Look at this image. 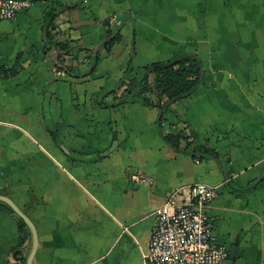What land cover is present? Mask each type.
<instances>
[{
	"label": "crops",
	"instance_id": "0c3cea01",
	"mask_svg": "<svg viewBox=\"0 0 264 264\" xmlns=\"http://www.w3.org/2000/svg\"><path fill=\"white\" fill-rule=\"evenodd\" d=\"M31 1L0 21V195L37 237L0 199V264H151L153 210L196 182L233 264H264V0ZM182 55L202 76L160 125L139 82Z\"/></svg>",
	"mask_w": 264,
	"mask_h": 264
},
{
	"label": "built area",
	"instance_id": "2783aa9c",
	"mask_svg": "<svg viewBox=\"0 0 264 264\" xmlns=\"http://www.w3.org/2000/svg\"><path fill=\"white\" fill-rule=\"evenodd\" d=\"M33 6L31 0H0V21L14 20ZM215 187L196 182L173 190L152 214L146 262L151 264H229L230 248L216 233L208 209Z\"/></svg>",
	"mask_w": 264,
	"mask_h": 264
},
{
	"label": "trees",
	"instance_id": "16d2710c",
	"mask_svg": "<svg viewBox=\"0 0 264 264\" xmlns=\"http://www.w3.org/2000/svg\"><path fill=\"white\" fill-rule=\"evenodd\" d=\"M59 11H52L48 16V27L54 25L56 17L59 15ZM48 29V28H47ZM47 36H50V31L47 30ZM120 39L119 33H109V38L105 42L107 48L112 47ZM68 44H61V48H67ZM12 72L11 75H14ZM154 75L153 82H149L150 75ZM202 76V65L200 60L196 56L182 55L172 58L167 61H156L145 66V72L140 80L142 86L141 93H152L157 97V107L161 109L160 125L163 120L164 108L169 103L177 101L179 99L188 97L198 86ZM166 98L165 103L161 102ZM146 101L149 103H155L151 97H146ZM185 136L182 132L178 134H167L165 140L173 147H179ZM20 244H23L29 237L30 232L26 230V222L20 219Z\"/></svg>",
	"mask_w": 264,
	"mask_h": 264
},
{
	"label": "water",
	"instance_id": "95a60500",
	"mask_svg": "<svg viewBox=\"0 0 264 264\" xmlns=\"http://www.w3.org/2000/svg\"><path fill=\"white\" fill-rule=\"evenodd\" d=\"M0 199L4 200L5 202H8L13 209L17 212V214L30 226V228L32 229L33 235L36 239L37 235H36V230H35V226L32 223V221L30 220V218L9 198H7L6 196L0 195ZM236 246H233L230 249V261L229 264H233L234 260H235V256H236ZM8 264H12V263H8Z\"/></svg>",
	"mask_w": 264,
	"mask_h": 264
},
{
	"label": "rangeland",
	"instance_id": "374dc122",
	"mask_svg": "<svg viewBox=\"0 0 264 264\" xmlns=\"http://www.w3.org/2000/svg\"><path fill=\"white\" fill-rule=\"evenodd\" d=\"M123 57H121L119 60H118V65H122L123 64V59H122ZM140 63H143V62H139V64Z\"/></svg>",
	"mask_w": 264,
	"mask_h": 264
}]
</instances>
